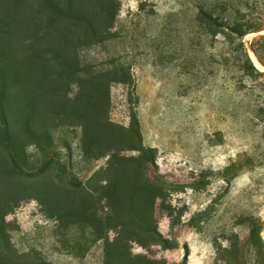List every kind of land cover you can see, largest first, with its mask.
Instances as JSON below:
<instances>
[{
	"label": "rangeland",
	"instance_id": "obj_1",
	"mask_svg": "<svg viewBox=\"0 0 264 264\" xmlns=\"http://www.w3.org/2000/svg\"><path fill=\"white\" fill-rule=\"evenodd\" d=\"M119 1L121 36L88 56L122 58L133 67L132 95L127 84L110 85L109 117L129 129L137 112L141 143L154 155L123 153L138 159L126 176L134 201L127 219L140 226L128 227L134 235L121 249L124 261L257 264L251 246L240 251L245 263L231 249L247 242L251 216L262 223L264 239V64L253 62L257 71L249 76L232 59L223 62L230 47L222 29L197 17L202 7L260 27L244 40L249 53L254 44L264 57V0ZM15 21L0 15V212L8 234L23 257L104 264V238L114 239L111 222L123 217L111 212L115 203L101 181L115 176H95L109 159L83 160L74 121L50 122L51 139L40 143L16 137L12 70L31 62L32 43L26 36L17 42ZM42 121L34 116L32 127L39 130Z\"/></svg>",
	"mask_w": 264,
	"mask_h": 264
},
{
	"label": "trees",
	"instance_id": "obj_2",
	"mask_svg": "<svg viewBox=\"0 0 264 264\" xmlns=\"http://www.w3.org/2000/svg\"><path fill=\"white\" fill-rule=\"evenodd\" d=\"M119 0H0V15L13 16L17 30V42L28 38L32 46L31 62H17L12 70L14 113L18 125L17 138L40 143L47 136L50 122L71 125L81 130L80 147L83 160L97 161L108 158L107 166L95 173H111L115 177L101 179L111 192L112 213L123 215L113 218L109 230L115 232L113 240L105 239L104 264H128L121 255L123 244L130 236L128 216L131 203L126 176L133 171V161L154 155H146L141 143L140 122L137 112H132L129 129L114 123L110 117V85L113 82L135 88L133 67L119 62L122 58H110L108 62L90 59L88 52L112 43L117 35ZM197 20L208 28L222 29L230 50L225 52L223 62H236L245 75L254 76L255 68L245 37L261 28L242 19L231 20L214 17L205 8H200ZM27 40V39H26ZM259 62L264 64L260 50L251 44ZM42 61V62H41ZM259 73V71H258ZM5 122L6 111L3 109ZM42 116L39 130L32 127L33 117ZM49 134V133H48ZM126 151H137L140 155L128 157ZM80 187H84L81 184ZM91 193L95 190L88 188ZM124 209H126L124 211ZM97 228L100 230V220ZM250 234L241 246L233 245L232 257L245 263L240 251L247 246L254 249L257 264H264L263 225L254 217L247 218ZM93 226V230L97 229ZM99 226V227H98ZM138 227L139 224L137 225ZM8 226L0 212V264H52L34 256L32 259L15 253ZM102 238V237H101ZM100 238V239H101Z\"/></svg>",
	"mask_w": 264,
	"mask_h": 264
},
{
	"label": "bare ground",
	"instance_id": "obj_3",
	"mask_svg": "<svg viewBox=\"0 0 264 264\" xmlns=\"http://www.w3.org/2000/svg\"><path fill=\"white\" fill-rule=\"evenodd\" d=\"M263 32H264V31H263ZM250 56H251L253 62L255 63V65H256L257 67L261 66V64H260V62H259V60H258V58L256 57V55H255L252 51L250 52Z\"/></svg>",
	"mask_w": 264,
	"mask_h": 264
}]
</instances>
